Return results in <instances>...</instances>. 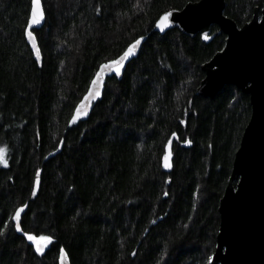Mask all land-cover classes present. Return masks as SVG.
<instances>
[{"label": "trees", "instance_id": "trees-1", "mask_svg": "<svg viewBox=\"0 0 264 264\" xmlns=\"http://www.w3.org/2000/svg\"><path fill=\"white\" fill-rule=\"evenodd\" d=\"M41 1L39 67L25 39L31 0H0V264H58L61 248L71 264H211L251 113L234 86L196 93L226 36L206 44L153 32L163 13L198 0ZM262 3L226 0L224 14L241 27ZM140 36L122 78H108L87 119L69 123L99 66ZM24 204L22 230L52 238L42 253L16 231Z\"/></svg>", "mask_w": 264, "mask_h": 264}, {"label": "water", "instance_id": "water-1", "mask_svg": "<svg viewBox=\"0 0 264 264\" xmlns=\"http://www.w3.org/2000/svg\"><path fill=\"white\" fill-rule=\"evenodd\" d=\"M225 4L226 0L189 2L181 10L167 12L168 26L163 31L156 27V21L153 32L162 35L177 29L191 38L199 34L201 41L206 44L220 33L226 36L224 47L202 64L204 77L196 93L213 99L224 87L234 86L249 96L251 113L234 155L228 184L219 201V230L211 264H264V0L261 8L254 9L251 20L241 27L225 16ZM44 24L45 16L31 30H40ZM213 25L219 30L210 35ZM33 36L40 51L34 32ZM25 39L34 60L41 67L42 56L37 61L36 49L32 47L26 32ZM146 40L147 36L137 46L134 55L124 62L119 76L115 75L114 68L105 70L101 95L89 101L86 114L79 116L78 121L86 120L93 105L102 98L108 78H122L127 64L137 57ZM91 87L90 83L88 90ZM77 106L74 115H77ZM40 244L44 247L49 243ZM58 264H71L65 250L63 258L59 252Z\"/></svg>", "mask_w": 264, "mask_h": 264}, {"label": "snow or ice", "instance_id": "snow-or-ice-1", "mask_svg": "<svg viewBox=\"0 0 264 264\" xmlns=\"http://www.w3.org/2000/svg\"><path fill=\"white\" fill-rule=\"evenodd\" d=\"M97 11H99V9H97ZM45 16V11L44 8L41 4V0H31V6H30V15L28 17L27 20V25L25 28V32L26 35L28 37V39L30 41H32V47L34 49H36L35 55H36V59L37 61L40 60V51L37 47V44L35 42V38L33 36V31L32 26L33 25H38L41 23V21L44 19ZM168 16L169 13H164L159 20H157L156 22V27L158 29H160L161 31H163L167 26H168ZM207 38V37H205ZM144 39L143 36H140L139 38L135 39L132 43L128 44L127 48L125 51H123L122 55H120L117 59H113L108 63H103L99 66V70L95 73V78L91 81V85L92 87L89 88L88 90V94L84 97L83 100L80 101V104L77 106V115H73L72 119L69 121V123H73L75 122L79 116L86 114V109L88 106L89 101L96 99L98 96L101 95V82L104 78L105 75V70H111V69H115V75L119 76L121 74V67L124 64V62L126 60L129 59V57H131L132 55H134L137 46L141 44V41ZM172 136L175 137L176 133L173 132ZM169 143H171V141H169ZM184 143L186 144H190L191 141L190 140H185ZM4 153V149H0V162H3L5 165L7 164L6 159H4L3 156ZM170 152H166L164 155V167L168 168L169 164H168V158H169ZM39 180H40V170L37 169L35 172V184L36 186H38L39 184ZM34 186L32 189V195L35 196L37 194V187ZM165 195H167V193H165ZM27 207L26 204L17 207L15 209V213L12 217V220L16 222L15 224V228L17 232H22V228H21V214L24 212L25 208ZM5 225L9 226V222L5 221ZM5 232L4 228H0V235H3ZM23 236H25L27 238L28 241H32L35 242L36 244V252L37 253H42L43 252V247L40 244V241H51V237L50 236H41V237H37L35 235H32L26 231H23ZM60 253L61 256L63 258L64 256V249L61 248L60 249ZM209 260H211L212 258L209 257Z\"/></svg>", "mask_w": 264, "mask_h": 264}]
</instances>
